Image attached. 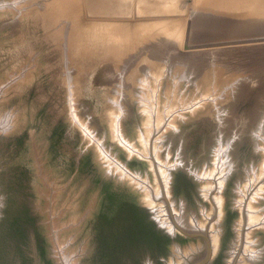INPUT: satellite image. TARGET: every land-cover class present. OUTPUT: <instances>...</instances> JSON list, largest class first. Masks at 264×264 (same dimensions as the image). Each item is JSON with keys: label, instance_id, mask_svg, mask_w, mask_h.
<instances>
[{"label": "water", "instance_id": "obj_1", "mask_svg": "<svg viewBox=\"0 0 264 264\" xmlns=\"http://www.w3.org/2000/svg\"><path fill=\"white\" fill-rule=\"evenodd\" d=\"M204 251L264 264V0H0V264Z\"/></svg>", "mask_w": 264, "mask_h": 264}, {"label": "flooded vegetation", "instance_id": "obj_2", "mask_svg": "<svg viewBox=\"0 0 264 264\" xmlns=\"http://www.w3.org/2000/svg\"><path fill=\"white\" fill-rule=\"evenodd\" d=\"M221 235H222V232H221ZM174 242H177V241H174ZM174 242L172 244L173 246H174ZM177 243L181 246V244L179 242H177ZM204 243H205V240H204ZM203 253H204V255L202 257L198 258L195 262H192V260H191L190 264H208L215 257V256H209L208 252L206 253V251H204ZM157 261L148 256L145 259H143L140 262V264H160V263L162 264L163 260L161 258H159ZM166 264H169V261Z\"/></svg>", "mask_w": 264, "mask_h": 264}]
</instances>
